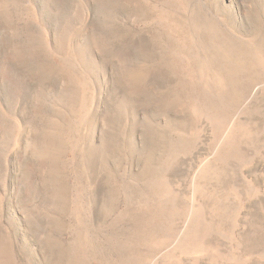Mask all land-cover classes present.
Returning <instances> with one entry per match:
<instances>
[{"label":"rangeland","instance_id":"rangeland-1","mask_svg":"<svg viewBox=\"0 0 264 264\" xmlns=\"http://www.w3.org/2000/svg\"><path fill=\"white\" fill-rule=\"evenodd\" d=\"M0 264H264V0H0Z\"/></svg>","mask_w":264,"mask_h":264}]
</instances>
